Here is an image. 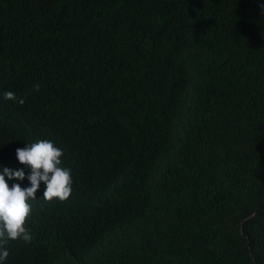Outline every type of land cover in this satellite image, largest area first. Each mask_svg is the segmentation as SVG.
<instances>
[{"label":"trees","instance_id":"obj_1","mask_svg":"<svg viewBox=\"0 0 264 264\" xmlns=\"http://www.w3.org/2000/svg\"><path fill=\"white\" fill-rule=\"evenodd\" d=\"M38 139L72 193L4 264H264V0H0L9 186Z\"/></svg>","mask_w":264,"mask_h":264},{"label":"clouds","instance_id":"obj_2","mask_svg":"<svg viewBox=\"0 0 264 264\" xmlns=\"http://www.w3.org/2000/svg\"><path fill=\"white\" fill-rule=\"evenodd\" d=\"M34 89L39 91V85H34ZM3 99L20 105L25 103L12 91H5ZM15 155L21 165L30 169L27 176L30 186L21 187L19 183L9 186L8 181L25 179L23 170H0V264L9 256L7 246L10 242H31V229L27 226L32 214L30 201L36 200L35 194L41 184L44 186L42 198L46 202H65L72 193L71 169L62 166L64 152L55 142L38 139L18 148Z\"/></svg>","mask_w":264,"mask_h":264}]
</instances>
